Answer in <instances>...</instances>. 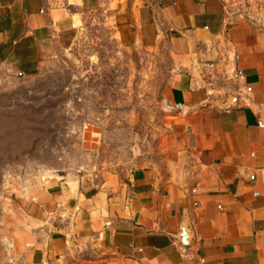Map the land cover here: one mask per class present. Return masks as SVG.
<instances>
[{
	"label": "crops",
	"instance_id": "1",
	"mask_svg": "<svg viewBox=\"0 0 264 264\" xmlns=\"http://www.w3.org/2000/svg\"><path fill=\"white\" fill-rule=\"evenodd\" d=\"M118 0H0V62L40 70L56 39L110 21ZM181 61L166 92L160 161L48 177L17 264H264V30L224 0H147L116 11ZM186 236L185 242L181 235Z\"/></svg>",
	"mask_w": 264,
	"mask_h": 264
},
{
	"label": "rangeland",
	"instance_id": "2",
	"mask_svg": "<svg viewBox=\"0 0 264 264\" xmlns=\"http://www.w3.org/2000/svg\"><path fill=\"white\" fill-rule=\"evenodd\" d=\"M89 20L56 39L34 73L0 62V264H17L33 241L26 201L57 173H124L160 161L167 89L180 60L167 37ZM264 30V0H224Z\"/></svg>",
	"mask_w": 264,
	"mask_h": 264
},
{
	"label": "built area",
	"instance_id": "3",
	"mask_svg": "<svg viewBox=\"0 0 264 264\" xmlns=\"http://www.w3.org/2000/svg\"><path fill=\"white\" fill-rule=\"evenodd\" d=\"M256 123H257V126L263 131V134H264V119L261 117H258Z\"/></svg>",
	"mask_w": 264,
	"mask_h": 264
},
{
	"label": "water",
	"instance_id": "4",
	"mask_svg": "<svg viewBox=\"0 0 264 264\" xmlns=\"http://www.w3.org/2000/svg\"><path fill=\"white\" fill-rule=\"evenodd\" d=\"M181 239H182V241L185 242V240H186V236L184 235V233H183V235H181Z\"/></svg>",
	"mask_w": 264,
	"mask_h": 264
}]
</instances>
